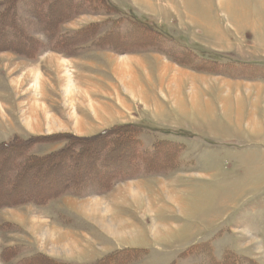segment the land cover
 <instances>
[{
  "label": "rangeland",
  "instance_id": "1",
  "mask_svg": "<svg viewBox=\"0 0 264 264\" xmlns=\"http://www.w3.org/2000/svg\"><path fill=\"white\" fill-rule=\"evenodd\" d=\"M107 1L117 11L86 7L59 31L76 37L96 25L121 51L92 45V36L73 53L55 51L35 29L46 45L34 58L0 52V142L140 125L145 149L180 144L179 167L103 194L0 208V264H94L118 252L131 257L122 264H264V0ZM147 24L166 48L187 47L215 70L131 46Z\"/></svg>",
  "mask_w": 264,
  "mask_h": 264
},
{
  "label": "trees",
  "instance_id": "2",
  "mask_svg": "<svg viewBox=\"0 0 264 264\" xmlns=\"http://www.w3.org/2000/svg\"><path fill=\"white\" fill-rule=\"evenodd\" d=\"M86 7L93 11L104 9L106 13L118 9L107 0H0V34L6 33L5 38L11 39L6 42L0 35V52L34 58L46 45V40L42 41L32 34L35 29L45 35L55 51L73 53L75 50L71 47L83 43L81 41L88 36H92L91 44L96 47L121 51L123 46L114 35L107 31L100 38L95 35L99 32L97 29H101L96 25L80 30L76 37L61 34L60 24L83 12ZM142 16L139 21L145 19ZM131 20L135 25L138 17L133 16ZM142 31L144 34L135 35L125 31L129 38H134L131 46L137 44L148 48L151 44L155 51H161L178 65L195 71L215 70L197 60L196 53L187 47L178 50L166 48L163 33L157 25L147 24ZM71 38H77V41ZM140 132V125L119 124L91 136L79 137L65 132L24 138L14 134L0 142V184L3 183L0 187V208L23 204L45 205L65 194L77 197L89 193L103 194L121 180L179 167V143L167 139L154 140L150 149H145L137 137ZM44 144L58 146L53 150L37 152L36 147ZM127 252L140 253L137 249ZM2 255L5 259L9 257L6 253ZM130 258L125 252H118L94 264H122ZM32 260L36 258L26 261ZM234 264H241L237 257Z\"/></svg>",
  "mask_w": 264,
  "mask_h": 264
},
{
  "label": "bare ground",
  "instance_id": "3",
  "mask_svg": "<svg viewBox=\"0 0 264 264\" xmlns=\"http://www.w3.org/2000/svg\"><path fill=\"white\" fill-rule=\"evenodd\" d=\"M222 1H223V0H222ZM222 1H221V2H222ZM67 82H68V80H67ZM124 83H125V82H124ZM69 89H71L70 85H69V87H68V90H69ZM68 92H71V90H69ZM95 108H96V107H95ZM31 185H32V184H31ZM36 187H37V186H36ZM31 190H32V189H31ZM133 194H135V192H133ZM79 198H80V197H79ZM171 200H172V199H171Z\"/></svg>",
  "mask_w": 264,
  "mask_h": 264
}]
</instances>
